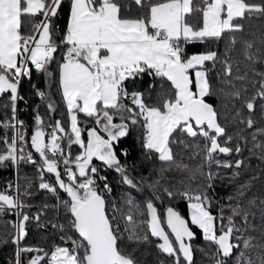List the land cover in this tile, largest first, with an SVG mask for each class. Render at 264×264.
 <instances>
[{"label":"snow or ice","instance_id":"obj_1","mask_svg":"<svg viewBox=\"0 0 264 264\" xmlns=\"http://www.w3.org/2000/svg\"><path fill=\"white\" fill-rule=\"evenodd\" d=\"M65 2L69 5L68 22L64 36L57 43L56 19ZM131 3L137 6L138 14H130ZM37 16L41 18L36 20ZM252 18H264V0H0V95L10 91L11 110V117L0 121V129L5 130L0 136V142L5 145L0 152V165L20 161L37 164L33 152L24 147L25 122L16 116V102L22 98L18 89L21 80L30 77L33 71L30 65L50 79L53 73L49 65L63 46L59 87L69 114L68 126L61 120L46 125L37 112L30 147L41 161L38 171L42 182L38 187L54 195L61 189L68 196L60 204L71 219L67 227L60 223L53 227L78 234L77 238L61 236L62 241H70L72 246L56 245L50 252L39 247H20L28 234V223L35 220L39 224L41 213L30 217L24 211L30 207L22 199L31 194L27 188L21 193L17 185L16 195L0 192V215L10 212L17 218L14 223L9 222L13 229L12 242L17 245L15 264H21L24 253H36L27 264H137L132 254L122 248V238L127 234L129 239L147 241L148 233L162 240L158 248L173 264H194L192 241L196 234L189 220L175 208L168 207L162 216L154 203L159 198L155 195L143 207L127 197L126 210L116 207L115 201L106 200L112 188L108 178L100 175L103 168L120 174L121 182L132 188L144 182L143 177L136 181L129 175L128 166L121 162L116 151L120 139L129 134L130 126L136 125L144 129L143 148L165 165L159 169L160 179L148 185L154 193L161 180L166 179L167 171L177 169L188 174L182 192L167 187L163 192L170 198L182 195L189 201L191 225L198 226L203 239L215 246L214 264H229V261L264 264V239L257 240L248 234L255 227L251 221L255 215L252 208L257 201L264 206V199L253 197L247 206L229 203L214 215L208 194L219 175L213 166L239 169L244 164L240 159L234 163L230 159L220 160L217 155L241 153L239 142L234 148L228 145L234 139H246L239 133L236 137L228 134L219 109L207 102V97L215 95L211 74L215 72L224 86L220 89L222 93L232 100H241L248 110L245 116L243 109H236L234 123L252 128L256 122L251 116L257 100L264 101V70L257 71L255 67L257 63L264 64V55L249 51L253 42H243L245 58L253 65L251 77L248 71L238 74L240 67L230 56L237 43L236 36L231 34L242 32L241 21ZM226 35L229 38L222 55L217 51L191 55L186 52L188 44L219 41ZM145 76L153 83L140 91L136 81ZM157 79L161 83L156 102H146L152 99ZM164 81L169 83V89H165ZM237 82L245 83L237 87ZM129 83L136 85L131 91ZM249 84L255 91L245 98ZM224 88L231 91L224 92ZM36 95L47 101L50 112L57 111L52 97L45 91L36 89ZM260 109L264 113V103ZM78 113L90 118L95 126L82 128ZM117 119L119 122H115ZM7 130H12V135ZM257 135L264 136V127L257 128L252 139L256 140ZM177 136L202 138L204 144L193 148ZM176 144L193 148L188 159L199 157L201 163L190 167L183 158H178L173 151ZM73 145L81 150L75 156L71 151ZM122 154L127 155V150ZM94 158L102 162V167L93 164ZM45 171L54 174V183L43 181ZM239 174L234 171L233 178ZM198 178L205 183L193 188L191 184ZM98 180L103 182V187ZM247 187L240 186V197L245 195ZM261 220L264 237V208ZM0 242L8 241L0 239ZM46 257L50 258L46 260Z\"/></svg>","mask_w":264,"mask_h":264},{"label":"trees","instance_id":"obj_2","mask_svg":"<svg viewBox=\"0 0 264 264\" xmlns=\"http://www.w3.org/2000/svg\"><path fill=\"white\" fill-rule=\"evenodd\" d=\"M259 2V0H254ZM132 15L138 14V8L134 3L130 4ZM69 16V5L65 2L60 11L59 17L56 19L57 31L55 33V40L60 43V40L65 34L66 25ZM41 17L37 16L35 19ZM34 22V21H33ZM244 24V30L242 32H235L231 35H235L237 43L234 47V51L230 53L234 64H238L240 67V73L243 74L245 71L249 72L251 77L252 63L246 60L244 55L243 42L249 40L253 42V48L249 51L255 55H264V18H252L241 21ZM27 31V28H25ZM229 36L226 35L219 41H207L204 43L194 42L186 46V52L191 55L193 53H201L205 51H217L218 54H223L225 51V45ZM65 49L61 46L59 52L56 54L55 60L49 65V71L53 73V76L49 79L44 74L36 72L33 65L30 67L33 69L30 77H25L21 80L18 94L21 99L16 102V116L23 120L27 125L26 138L27 146L37 160V164L41 163L39 154L35 153V150L30 147V137L34 133L36 128L35 115L37 112L43 117L46 125L54 124L56 120H61L64 126H68V112L65 101L62 98V93L59 87V63L62 62V53ZM210 66V64H209ZM257 71L264 70V64L257 63L255 65ZM211 83L213 84L215 95L207 97V102L213 104L221 114V123L226 125L228 134L237 136V133L244 136L246 139L238 140L234 139L228 146L235 147L236 143L239 142L241 147V153L233 152L231 155L225 156L218 154L217 159L220 160H235L240 159L244 161V164L239 169H216L213 166V170L217 171L219 175L213 181V187L208 190V194L211 197L213 204L211 211L214 215L219 213L220 208L226 204L240 202L247 206V201L253 197H260L264 199V136L257 135L256 140L252 139L253 133L256 132L257 128L264 127V113L261 112L260 105L264 101L257 100V107L252 113L251 118L256 122L252 128H247L244 123H234L232 117L235 114L236 109H243V114L248 116V110L244 108L241 100H232L220 91L224 87L220 80L217 79L216 73L213 72L210 76ZM153 81L145 76L143 80L136 81L138 90L144 91L148 85ZM157 88L151 92V101L149 103H155L157 93L160 91L159 84L161 81L158 79L155 81ZM165 89H169L170 85L167 81H164ZM245 82H237V87ZM33 85L36 87L33 88ZM136 85L128 84L129 90L131 91ZM36 89L45 91L52 97V102L55 104L57 111L50 112L47 107V101L41 100L36 95ZM231 91L230 88H224V92ZM254 89L251 85H248V91L244 93L245 98H250L254 93ZM8 94L0 95V120L4 121L11 117V110L9 104ZM127 103V101H126ZM39 106V107H38ZM78 119L81 121L80 126L93 127L95 126L90 118H86L84 114L78 113ZM225 117L227 119L225 120ZM115 122H119L117 119ZM50 129L46 128V131ZM3 129H0V136L4 134ZM9 135H12V130H7ZM103 135V133H101ZM144 129L142 125L130 126L129 134L126 137L120 139L118 147L116 148L117 154L122 163L128 166L129 175L136 181H140V178H144L143 183H138L136 188H132L129 185L121 182L120 174L114 170L103 168L100 175L108 178V183L112 188L111 193L106 196V200L115 201L116 207L124 209V200L127 197L133 198L138 204L143 207L144 202L153 198V195L158 196V199L154 200L159 214L163 215L166 207H173L181 213L186 219L189 220V226L196 234L195 239L192 241L194 249V264H214L212 255L215 252V246L209 244L203 239L202 231L198 226L191 225L190 223V212H189V201L182 195H176L174 197H168L164 194L163 188L167 187L172 191L182 192L185 185L187 184L186 172H181L177 169H171L164 175L166 179L161 180L159 189L154 193L148 185L153 183L155 180L160 179L159 169L165 167L157 158L155 154H149L142 146V137ZM86 135V133H85ZM175 135V134H174ZM48 138L46 137V140ZM178 140H184L187 144L192 145L193 148L196 144H204L202 138H189L186 136H177ZM259 145V147L257 146ZM64 145L62 144V147ZM193 148H185L183 144L173 145V151L178 158H183L185 163H188L190 167H195L201 160L199 157L196 159L189 160L188 157L193 151ZM5 145L0 142V152H3ZM127 150V155H123V151ZM72 155H77L81 150L78 145L72 146ZM33 165L27 161H20L19 164L6 162L4 165H0V192L9 193L15 195L16 185H19L21 193L27 188L30 191V195L22 196L23 201L30 205L29 208L24 211L32 217L38 212L41 213V220L39 224L32 220L27 225V236L20 243V247H41L47 251L53 250L56 245L71 247L70 241H62L61 236L71 235L77 238L78 235L74 231L62 232L60 229L53 227V225L60 223L66 227L71 219L66 214V210L60 204L61 200H67V194L58 189V195L40 189L38 185L42 182L41 174L37 172L36 165ZM93 164L97 167H102V162L93 159ZM63 170L61 166V171ZM207 170V169H205ZM238 171L240 174L233 178V172ZM43 181L54 183V174L43 173ZM184 181V183H180ZM98 183L103 187V182L98 180ZM205 183L201 178L193 181L191 186L197 187L198 184ZM11 184L13 187L9 188ZM25 185H27L25 187ZM241 185H247L245 195L240 197L238 189ZM229 197H236L237 199L229 201ZM262 208L259 201L252 208L255 215L251 218L252 224L255 226L249 230L250 235L255 236L257 240L264 239L262 237ZM108 209L112 212L111 205ZM126 210V209H124ZM227 211V210H226ZM120 214L117 213L119 219ZM16 216L13 213L7 212L0 215V239L7 240V243L0 242V264H15V253L17 245L12 242L11 233L13 229L9 222L14 223ZM123 230V229H122ZM147 232V229L144 230ZM157 240L153 239L148 233V240L136 241L129 239L128 235L125 234L122 238V248L127 253H131L133 258L137 261V264H173L170 257L164 255L157 247ZM35 253H24L21 256V264H25L28 258ZM50 257H46V260ZM44 264V262H42ZM229 264H232L229 261Z\"/></svg>","mask_w":264,"mask_h":264},{"label":"water","instance_id":"obj_3","mask_svg":"<svg viewBox=\"0 0 264 264\" xmlns=\"http://www.w3.org/2000/svg\"><path fill=\"white\" fill-rule=\"evenodd\" d=\"M223 155H224V154H223ZM225 156H228V155H225ZM169 207H170V206H169ZM167 208H168V207L165 208L163 214L165 213V211H166ZM165 230L168 231L169 233H171V230H170V229L166 228ZM76 234H77V233H76ZM149 234H150V233H149ZM77 235H78V234H77ZM150 236H151V235H150ZM151 237H152L153 239H155V240L158 241V243L156 244V247L158 248V244H159V243H162V240H161L160 238H158V237H153V236H151ZM172 238L174 239V237H172ZM13 243H14V242H13ZM158 249H159V248H158ZM159 250H160V249H159ZM160 251H161V250H160ZM161 252H162V251H161ZM162 253H163V252H162ZM163 254L167 256L166 253H163ZM33 255H36V253L33 254ZM33 255H31V256H33ZM31 256H30V257H31ZM30 257H29V258H30ZM29 258H28V260H29ZM28 260H27V261H28ZM27 261H26L25 264H27Z\"/></svg>","mask_w":264,"mask_h":264},{"label":"built area","instance_id":"obj_4","mask_svg":"<svg viewBox=\"0 0 264 264\" xmlns=\"http://www.w3.org/2000/svg\"><path fill=\"white\" fill-rule=\"evenodd\" d=\"M40 19V18H39ZM38 20V19H37ZM18 118V117H17ZM18 119H20V118H18ZM21 120V119H20ZM1 121V120H0ZM24 128H25V136H26V128H27V125L25 124L24 125ZM26 141H27V138H26ZM28 143V142H27ZM27 143H25L24 144V147L28 150V151H31V149H29V147L27 146ZM32 152V151H31ZM34 157H35V155H34ZM39 166H40V163H38L37 165H36V169H37V172L38 173H40L39 171H38V169H39ZM45 182H48V181H45ZM17 186V185H16ZM27 185H25V187H26ZM20 191V190H19ZM15 195H16V192H15ZM108 195V194H107ZM106 195V196H107ZM108 211H109V213H111V211H110V209H108ZM39 248H41V247H39Z\"/></svg>","mask_w":264,"mask_h":264},{"label":"rangeland","instance_id":"obj_5","mask_svg":"<svg viewBox=\"0 0 264 264\" xmlns=\"http://www.w3.org/2000/svg\"><path fill=\"white\" fill-rule=\"evenodd\" d=\"M189 212H191V210H190V208H189ZM189 216H190V214H189ZM202 231V230H201ZM203 235V234H202ZM72 246V245H71Z\"/></svg>","mask_w":264,"mask_h":264},{"label":"flooded vegetation","instance_id":"obj_6","mask_svg":"<svg viewBox=\"0 0 264 264\" xmlns=\"http://www.w3.org/2000/svg\"><path fill=\"white\" fill-rule=\"evenodd\" d=\"M162 216H163V215H162ZM171 238H172V237H171ZM157 243H158V241H157ZM157 243H156V244H157Z\"/></svg>","mask_w":264,"mask_h":264},{"label":"crops","instance_id":"obj_7","mask_svg":"<svg viewBox=\"0 0 264 264\" xmlns=\"http://www.w3.org/2000/svg\"><path fill=\"white\" fill-rule=\"evenodd\" d=\"M34 67V66H33ZM65 104H66V102H65ZM69 115V114H68Z\"/></svg>","mask_w":264,"mask_h":264}]
</instances>
